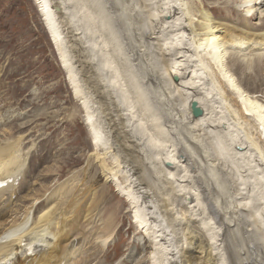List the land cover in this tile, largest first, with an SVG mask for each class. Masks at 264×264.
<instances>
[{
    "label": "bare ground",
    "instance_id": "6f19581e",
    "mask_svg": "<svg viewBox=\"0 0 264 264\" xmlns=\"http://www.w3.org/2000/svg\"><path fill=\"white\" fill-rule=\"evenodd\" d=\"M36 1L74 92L81 97L86 82L95 94L84 93L87 96L83 99L93 134L91 156L105 180L113 182L131 202L137 227L146 235L144 245L150 247L146 260L138 261L131 255L134 263L122 260L118 264H264V245L254 235L255 229L264 228V96L244 89L230 68L233 62L237 67L254 68V78L264 72V0H238L237 9L244 19L262 20L254 27L216 18L202 2L141 1L145 7L151 6L158 21L156 38L147 47L160 52L158 58L162 57L163 67L168 68L166 74L170 72L165 80L170 83L158 86L166 92L169 85L181 90L182 101L189 104L184 123L187 130L183 126L176 130L180 129L178 134L181 129L187 131L186 137L192 141L187 143L191 145H185L188 139L184 143L181 136L179 153L158 150L163 157L156 169L168 181L160 201L150 196L155 185L151 176L157 173H152L155 166L147 162L151 151L148 154L144 147L143 122L134 124L137 115L121 110L112 95L113 87L99 80L100 69L96 66V70L87 56L90 50L86 39L82 29L76 27L66 0ZM193 101L203 111L198 117L192 111ZM223 138H227L226 146L234 148L235 158L242 161L235 173L242 189L235 194L233 206L227 204L228 195L218 189L215 180L225 172L227 162L216 155L213 158L220 163L213 160L208 151L216 140L221 146ZM21 141L14 139L6 144L4 139L5 145L0 144V264H91L115 245V217L102 219L100 213L106 190L92 187L97 178L87 180L85 176L67 183L68 188L59 186L48 196L43 190L30 191L22 186L29 153H21ZM207 168L214 172L209 170L211 177H204ZM27 188L28 193L21 197V191ZM43 194L47 196L46 207L43 199L15 216L21 212L15 206L19 197L23 205L39 200ZM241 229L245 236L237 243L233 236L242 233ZM244 239L251 245L248 251L242 248Z\"/></svg>",
    "mask_w": 264,
    "mask_h": 264
},
{
    "label": "rangeland",
    "instance_id": "374dc122",
    "mask_svg": "<svg viewBox=\"0 0 264 264\" xmlns=\"http://www.w3.org/2000/svg\"><path fill=\"white\" fill-rule=\"evenodd\" d=\"M141 1L66 0V6L67 8L69 6L68 9L75 18L76 27L83 31L85 43L90 50L88 58L91 57V62L94 61L96 70L100 69L97 71L99 80L109 84L111 89L113 87L115 91L112 89V95L117 99L121 110L129 115H137L134 124L138 121L143 122L142 132L147 135H140L145 137L143 143L147 153L151 151L147 162L152 167L155 166L153 169L149 166L153 170L152 173H157L151 176L157 178L151 179L155 185L152 186L150 196L152 200L160 201L161 197L164 198L168 181L163 179L162 172L157 170L163 157L158 150L163 152L174 150L175 154L180 152L183 144L179 139L184 136L185 143V139L189 137H186L189 134L187 131L183 132L187 130L184 123L189 116L187 106L189 104L182 101L181 90L169 85V91L166 92V88L158 86L170 83L165 81L169 78L170 72L166 74L168 68L163 67L162 57L158 58L161 56L160 52L147 47L156 38L155 28L158 21L154 18L155 11L151 6L145 7ZM191 1L195 5L202 2L219 19L238 24L247 22L253 27L262 23L260 18L244 19L242 11L237 9L238 0ZM230 68L244 89L251 94L264 96V72H260L258 76L256 74L254 78V68L249 69L245 65L237 67L234 62L230 64ZM83 83L85 86L82 87L83 92L79 99L63 67L38 2L0 0V144L5 145L14 139L20 141L22 139L21 153H29L26 180L22 186L28 187L29 190H43L42 193L48 196L58 190L56 188L59 186L68 188L66 184L75 183L76 179L81 180L85 176L87 180L97 178L92 187L98 189L104 187L107 192L105 201L102 207L100 206L102 219L111 215L115 217L112 227L115 245H111L104 255L93 259L91 264H118L122 260L134 263L131 255H136L135 260L139 261L140 258L146 260L150 247L145 246L146 235L137 227L131 202L121 195L113 182L105 180L96 160L91 156L93 134L86 120L87 112L83 99L86 94H95L86 82ZM179 126H183L180 135L178 134L180 129L176 130ZM145 129L147 132H144ZM251 129L254 131V128ZM4 139L5 143L2 142ZM148 139L154 141L147 142ZM224 140L221 146L220 144L218 146L217 140L216 144L213 141L214 147H208V151L212 158L216 155L215 158L221 157L222 161L227 162L225 163L227 173L217 175L215 180L218 189L225 191V196L228 195L227 204L233 206L237 200L235 196L242 189V183H238L239 179L235 174L238 163L242 161L235 158L231 145H225L227 138H223L222 141ZM187 141L192 142L189 139L186 143ZM186 143L185 145H188ZM148 144L151 146L148 147ZM149 148L152 149L148 150ZM157 153L161 154V158ZM204 170V177H211L209 170L212 169ZM216 183L214 184L217 185ZM161 184L164 185L162 188ZM45 186L48 188L42 189ZM28 188L21 191V197L28 193ZM46 195L23 205L19 201L21 197L17 201L14 198L16 208L21 210L15 216H21L26 207L43 199L42 205L46 207L48 204ZM97 224L100 226V221L97 220ZM261 227L254 230V235L262 246L264 228ZM241 230L242 233H235L233 236L237 243L245 236L243 229ZM247 241L244 239L241 244L244 251H248L251 246Z\"/></svg>",
    "mask_w": 264,
    "mask_h": 264
},
{
    "label": "water",
    "instance_id": "95a60500",
    "mask_svg": "<svg viewBox=\"0 0 264 264\" xmlns=\"http://www.w3.org/2000/svg\"><path fill=\"white\" fill-rule=\"evenodd\" d=\"M175 78L177 79V77H175ZM192 111H193V114L197 117L202 115V113H203V111L200 108V106L198 105L197 101L192 102Z\"/></svg>",
    "mask_w": 264,
    "mask_h": 264
}]
</instances>
